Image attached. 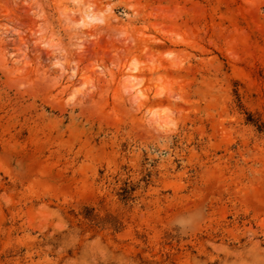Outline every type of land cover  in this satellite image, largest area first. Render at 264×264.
<instances>
[{"label": "rangeland", "instance_id": "obj_1", "mask_svg": "<svg viewBox=\"0 0 264 264\" xmlns=\"http://www.w3.org/2000/svg\"><path fill=\"white\" fill-rule=\"evenodd\" d=\"M0 264H264V0H0Z\"/></svg>", "mask_w": 264, "mask_h": 264}]
</instances>
